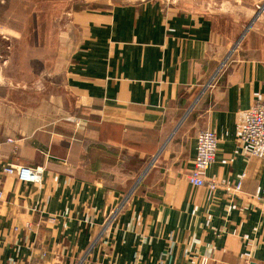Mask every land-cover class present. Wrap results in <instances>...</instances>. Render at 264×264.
Segmentation results:
<instances>
[{
  "label": "crops",
  "instance_id": "obj_1",
  "mask_svg": "<svg viewBox=\"0 0 264 264\" xmlns=\"http://www.w3.org/2000/svg\"><path fill=\"white\" fill-rule=\"evenodd\" d=\"M17 2L0 0V12ZM263 3L141 0L73 11L66 96L50 91L49 102L10 74L13 60L0 65V264H264V160L249 159L238 139L245 111L264 98V22H253ZM141 130L159 132V148L170 144L134 189L140 171L121 166V152L136 151L125 142ZM204 130L219 140L206 174L223 183L215 192L187 181ZM24 167L43 169L42 182L5 172ZM242 176L232 197L224 184Z\"/></svg>",
  "mask_w": 264,
  "mask_h": 264
},
{
  "label": "rangeland",
  "instance_id": "obj_2",
  "mask_svg": "<svg viewBox=\"0 0 264 264\" xmlns=\"http://www.w3.org/2000/svg\"><path fill=\"white\" fill-rule=\"evenodd\" d=\"M65 1L66 0H58L57 2L53 1L36 4L34 3L35 1L33 2V0H21V2L18 4L9 6L0 12L2 13L0 17H2L3 13H5L4 19L0 20V50L3 45L4 47H7V45L10 46L9 49L5 48L8 58L4 57V59H11L10 62H12V60L14 62H12V65L9 67L11 70L10 74L15 76L16 80L26 83L28 85L25 86L27 89L37 91L40 90L43 94L42 100L46 101H48L47 98L50 91L58 93L60 98L62 96H66V91L63 87L61 63L65 53L67 52L65 50L67 49L66 44L68 42V30L70 29L68 14L73 11L83 9H107L118 3L137 2L141 0H71L67 3ZM263 6L264 3L262 6H256L258 19L262 20V22H264V15L262 14L261 10ZM53 37L54 40H56L55 42L58 44L57 49L55 46L54 49H50L49 47L48 40H53ZM1 39L5 41L6 45ZM240 44L234 48L218 74L224 70L229 59L236 51L239 50ZM29 59L37 60V63L32 66H25L22 70L23 66L20 67V64H22L20 61L24 63ZM1 60L2 59L0 58V65L3 64L1 63ZM45 61L48 62L47 65H45ZM56 62L59 63L57 70L59 73L58 77H53L55 70V66L53 65H55ZM24 70L26 71L25 77H21L22 71ZM11 87L18 88L17 86L12 85ZM5 88L6 87L4 86V83H0V89L5 90ZM58 101L59 102L57 103L59 104V107H61L62 101L64 102V100L59 99ZM65 106L66 104H64V107ZM116 134L118 135V133ZM128 136L130 137L126 138L127 141L125 144L127 147H129V145H132V147L134 146L133 148H135L136 151L133 150L130 155L126 152H121L122 161L125 160V157L128 158V160L123 164L121 163V166L129 169L138 168V171H140L138 177H142L143 181L150 170H152L157 161L160 159L163 152L168 148L170 142L167 143V140V142L159 148V132L155 131L141 130L137 133V135L136 133H133L132 135ZM112 137L117 138V136L113 135ZM134 152L136 154L141 153L142 156L148 158L146 159L145 166H139L137 162H140V157L142 156H140L141 154L135 155ZM115 153L117 154L116 151ZM148 167H150V169L147 171L145 176H142ZM139 178L138 180H140ZM142 181L139 183V185L142 183Z\"/></svg>",
  "mask_w": 264,
  "mask_h": 264
},
{
  "label": "built area",
  "instance_id": "obj_3",
  "mask_svg": "<svg viewBox=\"0 0 264 264\" xmlns=\"http://www.w3.org/2000/svg\"><path fill=\"white\" fill-rule=\"evenodd\" d=\"M261 8V7H260ZM264 15V6L262 7ZM242 147L246 150L249 159L258 158L264 160V99L257 100L247 111H245L238 137ZM219 140L213 131L206 130L198 133L196 157L193 168L187 174V180L194 188H205L215 192L223 183H217L215 179H208L206 174L209 168L216 162ZM5 172L16 176L24 183H41L43 169L41 168H7ZM241 180L236 186L231 187L224 184L228 193L237 195L242 190ZM231 197V198H232ZM1 199V194H0ZM124 206L112 212L108 223L116 221ZM36 211V209H34ZM209 257H203L200 264H208Z\"/></svg>",
  "mask_w": 264,
  "mask_h": 264
},
{
  "label": "water",
  "instance_id": "obj_4",
  "mask_svg": "<svg viewBox=\"0 0 264 264\" xmlns=\"http://www.w3.org/2000/svg\"><path fill=\"white\" fill-rule=\"evenodd\" d=\"M256 19H258V12H257V8L255 7V16H254V19H253V22L256 20ZM2 40V42H4L5 43V41L3 40V39H1ZM5 45H6V43H5ZM9 45H7V47H4V45L1 47V50H0V58L2 59L1 60V63H4V62H6L8 59H4V57L5 58H8L7 57V55H6V49H9ZM6 48V49H5ZM4 49H5V51H4ZM2 56V57H1ZM0 71H1V69H0ZM150 169V167H148L146 170H145V172L142 174V176H145V174L147 173V171ZM140 180H138V182L135 184V186H134V189L139 185V183L142 181V177H140L139 178Z\"/></svg>",
  "mask_w": 264,
  "mask_h": 264
},
{
  "label": "trees",
  "instance_id": "obj_5",
  "mask_svg": "<svg viewBox=\"0 0 264 264\" xmlns=\"http://www.w3.org/2000/svg\"><path fill=\"white\" fill-rule=\"evenodd\" d=\"M15 4H18V2L17 3H15ZM14 4H12V6H13ZM4 16H5V14H3V16L2 17H0V20H2V19H4ZM138 164H139V166H145V164H146V161H142V160H140V162H137ZM123 210V209H122ZM121 213V212H120ZM119 216V215H118Z\"/></svg>",
  "mask_w": 264,
  "mask_h": 264
}]
</instances>
